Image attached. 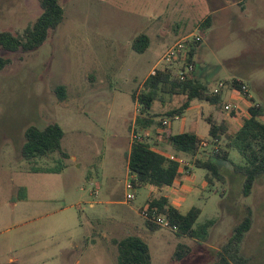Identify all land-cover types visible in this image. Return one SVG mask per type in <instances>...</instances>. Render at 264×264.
<instances>
[{
	"label": "rangeland",
	"instance_id": "374dc122",
	"mask_svg": "<svg viewBox=\"0 0 264 264\" xmlns=\"http://www.w3.org/2000/svg\"><path fill=\"white\" fill-rule=\"evenodd\" d=\"M238 2L59 0L63 21L39 49H0V57L9 60L0 70V264H119L118 244L134 235L148 245L151 264H214L217 250L242 221L244 205L254 214L241 246L244 264H264V174L243 197L235 151H229L231 161L219 163L223 180L213 184L205 179L206 169L184 158L192 172L184 184L192 193L183 196L180 210L200 207L198 223L217 219L209 240L188 258L177 260L175 253L184 254L191 239L172 228L152 231L141 216L150 188L135 189V199L126 200L131 192L127 155L140 114L132 90L141 92L144 80L164 65V54L183 36L204 35L194 69L211 90L224 84L223 103L195 101L181 117L169 118L165 114L180 106L183 96L163 93L153 110L160 123L169 124L150 130L151 142L173 153L165 142L168 133L209 139L206 118L212 116L232 135L250 106L264 110V0H249L245 8ZM40 14L38 0H0V32L22 34ZM210 17L211 25L200 29ZM141 36L146 45L138 52L133 45ZM233 79L248 86L251 98L231 87ZM58 87H64V99L56 94ZM227 104L238 110L237 117ZM49 124L63 131L61 149L33 161L21 157L27 129ZM226 144L224 137L213 148ZM211 154L208 146L198 158ZM58 166L63 167L59 173L45 171Z\"/></svg>",
	"mask_w": 264,
	"mask_h": 264
},
{
	"label": "trees",
	"instance_id": "16d2710c",
	"mask_svg": "<svg viewBox=\"0 0 264 264\" xmlns=\"http://www.w3.org/2000/svg\"><path fill=\"white\" fill-rule=\"evenodd\" d=\"M248 1H241L242 8ZM38 2L41 14L22 34L13 35L10 32H0V49L10 52H33L43 45L51 31L58 28L64 17V10L59 0H38ZM211 21V17L206 18L201 28L210 26ZM146 39V36L139 37L133 48L138 52L143 51ZM200 44L201 41L190 46L183 63H178L173 68L158 70L155 75H149L141 86V92H138V87L132 90V99L140 107L134 130L138 138L131 142L127 155V164L134 177L132 182L135 189L147 185L159 189L171 187L180 176L178 162L169 159L162 152L163 150H160L163 146L156 140L151 142L149 138L150 130L162 126V123L158 121L160 115L154 112L153 106L163 93L183 96L181 105L165 114L169 118L181 117L195 101L216 107H220L223 103V89L219 93H214V90L201 82L194 70L186 75L184 80L179 78L178 72L184 70L187 64H196L195 56ZM8 63V59L0 57V70L4 69ZM230 84L235 89H241L237 79H233ZM56 94L60 99H64V87L56 88ZM230 111L234 117L237 116L235 108ZM248 112L249 116L243 118L242 125L232 135L227 134L228 129L224 123H218L212 116H208L206 121L210 124L209 139L199 138L192 132H182L166 134L165 142L172 148L173 156L186 159L189 157L193 160L194 166L206 169L205 179L209 184H213L216 179L223 180L219 163L231 161L229 151H235L241 161L233 164L234 170L243 175L242 196L247 198L251 195L257 179L264 174V121H262L264 110L261 105L253 104ZM142 133L144 136L141 135ZM62 137L63 131L58 124H49L42 128L30 127L25 133V143L21 147L20 156L28 161L49 157L61 149ZM224 137L227 140L226 147H218L217 150L213 148V146H219ZM203 141H208L212 145V154L207 160L198 158ZM62 168L58 166L45 171L59 173ZM187 169L191 173V168ZM146 204L150 210H155L159 216L165 217L170 227L179 235L195 239L199 243L209 240V229L217 222V219L213 218L198 223L202 213L200 207L193 206L188 212L182 213L164 196L148 199ZM253 223V209L249 205H244L242 221L233 228L229 239L220 246L214 264H244L245 259L242 256L241 246ZM147 226L152 231L160 228L159 225L149 221H147ZM118 247L119 264H151L149 247L139 236L125 238L118 244ZM190 251L188 246L185 247L184 254L176 250L175 258L184 259Z\"/></svg>",
	"mask_w": 264,
	"mask_h": 264
},
{
	"label": "built area",
	"instance_id": "2783aa9c",
	"mask_svg": "<svg viewBox=\"0 0 264 264\" xmlns=\"http://www.w3.org/2000/svg\"><path fill=\"white\" fill-rule=\"evenodd\" d=\"M203 39V37L201 36V34H190L184 38H181L179 39L177 42H175V44H173L168 50L167 52L164 54L163 56V66L159 69H154L152 72H151V75H155L156 72L158 70H164L166 68H173L174 66H177L178 63H183L184 59H185V54L187 52V50L190 48V46L195 43V42H199ZM194 70V65L193 64H187V66H185V69L184 70H180L178 72V75H179V78L181 80H184L185 79V76L188 75L190 72H192ZM238 83L240 84L241 86V89L238 90V89H235L233 88L236 92H240L244 95H247L249 98H251V96L249 95V89H248V86L242 82V81H239L237 80ZM224 88V84L223 83H220L218 85V87L214 90V93H219V91L221 89ZM225 109L226 110H231L232 109V105L231 104H227L225 106ZM169 122L167 120H163L162 121V126L163 127H166L168 126ZM134 138H138L137 135H134ZM208 146H212L210 144V142L208 141H203L201 143V148L205 149L206 147ZM216 150L218 148H215ZM169 159L171 160H174V161H177L179 166H180V172L181 170H183L186 174H189V170L187 168H191V164L186 160L184 159L183 157H175L173 156L172 154L170 155H166ZM133 175L131 174V180L129 182H127L126 184V188L131 191L129 192L127 195H126V200L129 202V201H132L135 199V193H134V185H133V182H132V179H133ZM141 216L146 220V221H149V222H152V223H155L159 226H162V227H165V228H171L170 225H169V222L166 220L165 217L163 216H159L155 210H150L148 205L146 204L142 209H141Z\"/></svg>",
	"mask_w": 264,
	"mask_h": 264
},
{
	"label": "crops",
	"instance_id": "0c3cea01",
	"mask_svg": "<svg viewBox=\"0 0 264 264\" xmlns=\"http://www.w3.org/2000/svg\"><path fill=\"white\" fill-rule=\"evenodd\" d=\"M241 1L242 0H239V2H238V4L240 5V3H241ZM245 8V7H244ZM200 29H202L201 28V26L199 27ZM184 34V33H183ZM189 34H187V35H185V36H183L182 38H184V37H186V36H188ZM176 36H178V35H176ZM201 36L203 37V39H204V35H202L201 34ZM203 39L201 40V43H202V41H203ZM200 46H201V44H200ZM198 47V49H197V53H196V56H195V59H196V57H197V54H198V52L200 51V49H201V47ZM170 48V47H169ZM195 63H196V61H195ZM194 72L197 74V72H196V70L194 69ZM194 104V102L192 103V105ZM192 105H191V107H192ZM190 107V108H191ZM189 108V109H190ZM188 109V110H189ZM187 110V111H188ZM237 110V109H236ZM238 111V110H237ZM235 117H237V116H235ZM243 118H245V117H243ZM243 123V122H242ZM242 125V124H241ZM150 132V131H149ZM148 132V133H149ZM193 133V132H192ZM163 146V148L162 149H160V150H163L162 152L165 154V155H170V154H172V153H169L168 152V149H167V147L165 146V145H162ZM183 173V172H182ZM181 172H180V176H179V178L176 180V182L174 183V185L173 186H171V187H164V188H161V189H159V188H156V187H153V186H151V185H147V186H144V187H148V188H150V196H149V198L148 199H151V198H158V197H160V196H164V197H166L168 200H169V203L171 204V205H173L175 208H177V209H179L180 210V208H181V206H183V204H184V198H183V196L186 194V195H191V193H192V189L191 188H189V186H187V185H185L184 184V181H186L185 180V178L186 177H188V176H191V174H192V172L191 173H189V174H186L185 172H184V174H182ZM143 187V188H144ZM162 190H167L166 191V193H167V195H158V194H160V192L162 191ZM156 194V195H155ZM186 198V197H185ZM148 199H147V201H148ZM147 201L145 202V204L147 203ZM94 204H91V206H93ZM181 211V210H180ZM182 212V211H181ZM184 238H187V239H191V241H192V243L193 244H191V245H187L190 249H191V251H190V253L185 257V258H188V257H190L192 254H194V252L196 251V250H198V247H201L202 246V244L201 243H199L197 240H195V239H192V238H189V237H186V236H183ZM218 251V250H217ZM184 258V259H185Z\"/></svg>",
	"mask_w": 264,
	"mask_h": 264
}]
</instances>
